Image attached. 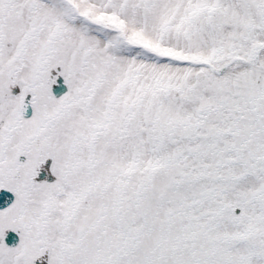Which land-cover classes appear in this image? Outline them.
I'll return each mask as SVG.
<instances>
[{"label":"snow or ice","instance_id":"obj_1","mask_svg":"<svg viewBox=\"0 0 264 264\" xmlns=\"http://www.w3.org/2000/svg\"><path fill=\"white\" fill-rule=\"evenodd\" d=\"M0 201V264H264V0H0Z\"/></svg>","mask_w":264,"mask_h":264},{"label":"water","instance_id":"obj_2","mask_svg":"<svg viewBox=\"0 0 264 264\" xmlns=\"http://www.w3.org/2000/svg\"><path fill=\"white\" fill-rule=\"evenodd\" d=\"M62 90H66V89H62ZM62 90H54V92L58 93V92H60ZM29 114H30V110H29ZM48 180L51 181L50 178H48ZM3 206H5V205L3 204L2 201H0V207H3ZM13 239H14V234L8 233L7 236H6V240H5L6 244L11 245L13 243Z\"/></svg>","mask_w":264,"mask_h":264},{"label":"rangeland","instance_id":"obj_3","mask_svg":"<svg viewBox=\"0 0 264 264\" xmlns=\"http://www.w3.org/2000/svg\"><path fill=\"white\" fill-rule=\"evenodd\" d=\"M18 90H19L18 88H16V89H13V92H14V94H15V93H17V92H18ZM52 178H53V180H54V177H53V176H52Z\"/></svg>","mask_w":264,"mask_h":264},{"label":"flooded vegetation","instance_id":"obj_4","mask_svg":"<svg viewBox=\"0 0 264 264\" xmlns=\"http://www.w3.org/2000/svg\"><path fill=\"white\" fill-rule=\"evenodd\" d=\"M48 163H50V161ZM45 167H47V164L45 165ZM41 175H43V177H44V173H41Z\"/></svg>","mask_w":264,"mask_h":264}]
</instances>
